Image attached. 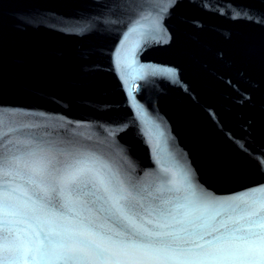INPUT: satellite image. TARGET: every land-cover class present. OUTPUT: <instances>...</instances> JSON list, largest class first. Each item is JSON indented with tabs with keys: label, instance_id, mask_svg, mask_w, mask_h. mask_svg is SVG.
Returning a JSON list of instances; mask_svg holds the SVG:
<instances>
[{
	"label": "water",
	"instance_id": "95a60500",
	"mask_svg": "<svg viewBox=\"0 0 264 264\" xmlns=\"http://www.w3.org/2000/svg\"><path fill=\"white\" fill-rule=\"evenodd\" d=\"M171 2L0 0V124L36 123L52 138L67 130L102 145L106 110L119 108L140 123L144 142L132 128L122 139L141 175L151 178L166 164L179 172L190 161L220 198L240 187L224 177L258 178L264 0H178L163 20L170 46L145 48ZM158 62L176 79L146 82V66Z\"/></svg>",
	"mask_w": 264,
	"mask_h": 264
},
{
	"label": "snow or ice",
	"instance_id": "6c2138e0",
	"mask_svg": "<svg viewBox=\"0 0 264 264\" xmlns=\"http://www.w3.org/2000/svg\"><path fill=\"white\" fill-rule=\"evenodd\" d=\"M177 2L160 9L145 48L170 46L163 20ZM146 67V82L176 79L166 62ZM106 111L102 145L67 130L52 138L36 123L0 124V264H264V191L244 194L264 188L259 161L258 178H223L240 185L224 198L190 161L148 178L129 165L122 139L132 128L144 142L138 118Z\"/></svg>",
	"mask_w": 264,
	"mask_h": 264
}]
</instances>
